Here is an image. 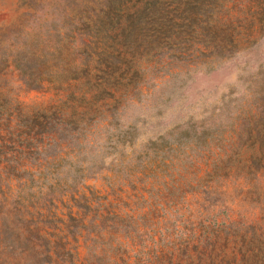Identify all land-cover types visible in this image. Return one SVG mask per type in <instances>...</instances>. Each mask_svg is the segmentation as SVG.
<instances>
[{
  "label": "trees",
  "instance_id": "trees-1",
  "mask_svg": "<svg viewBox=\"0 0 264 264\" xmlns=\"http://www.w3.org/2000/svg\"><path fill=\"white\" fill-rule=\"evenodd\" d=\"M19 3L25 15L38 19L40 14V17L35 26L18 31V36L25 35L26 39L14 44L9 52L3 50L2 58L29 89L69 94L65 103L57 106H32L0 87V213L4 229L27 243L30 253L39 258L36 264H65L57 246L69 255L70 264L86 263L78 262L77 253H72L66 242L59 241L58 245L52 241L45 221L33 223L24 216L18 219L21 207L38 211L46 204H54L58 192L75 195L88 176L125 169L131 159L153 156L156 158L151 162L153 167L166 168L169 175L164 177L175 185L190 181L183 172H187L185 160L191 157L196 173L205 166L204 176L190 175L195 177L191 181L199 186L211 178L205 191L194 193L207 204L215 189L214 178L220 176L226 165L227 151L216 144L219 135H215L224 124L216 121L214 113L200 121L191 116L176 125L169 136L150 139L143 152L137 153L140 127L122 124L123 99L131 91L148 92L140 85L145 65L153 64L157 69L167 63L183 64L187 71L183 73L178 67L167 75L168 79L178 78L197 70L212 72L242 50L253 48L264 35V0H19ZM262 74V83L252 92L251 112L257 116L248 120L243 116L240 123L239 116L244 111L240 109L231 123L233 127H249L251 133L255 130L261 143L264 142ZM181 87H175L163 103L172 100ZM68 98L78 105L63 111ZM230 107L226 101L223 112L229 118ZM100 111L105 112L101 122L97 118ZM93 131V136H89ZM75 140L74 152L88 157H67L69 153L65 150ZM198 147L203 149L197 150ZM85 148H90V152L84 153ZM52 151L58 152L48 155ZM195 151L201 154L199 162L192 157L191 152ZM255 163L258 174L263 176L264 159H253L248 168H255ZM212 206L213 211L209 208L201 211V215L208 213L212 217L203 225L204 234L200 236L208 245H233L231 251L237 255L236 247L248 236L246 229L256 227L258 237L264 238V226L253 219L247 223L250 216H241L219 201ZM218 214L223 215V220ZM16 221L26 224L21 227ZM0 230L3 231L1 226ZM124 264L137 261L130 257Z\"/></svg>",
  "mask_w": 264,
  "mask_h": 264
},
{
  "label": "rangeland",
  "instance_id": "rangeland-1",
  "mask_svg": "<svg viewBox=\"0 0 264 264\" xmlns=\"http://www.w3.org/2000/svg\"><path fill=\"white\" fill-rule=\"evenodd\" d=\"M25 13L19 0H0V87L26 105L57 106L65 103L69 94L63 96L46 89H29L18 72L2 58L3 50L9 52L14 44L26 39L25 35L18 36V31L35 26L40 17L39 14L35 19ZM182 65L173 62L159 65L157 69L153 64L145 65L146 72L140 85L148 92L135 94L131 91L123 99L120 120L126 126L140 127L136 151L142 153L150 139L169 136L176 125L183 124L191 116L200 121L214 113L216 121L224 124L219 132H215L219 135L216 144L227 151V158L224 170L214 178L215 189L210 190L212 194L207 204L194 193L205 191L211 178L198 186L191 181L195 177L190 176H204L205 166L196 173L192 169L191 157L187 158L184 162L187 172L183 175L190 181L172 185V180L164 177L169 175L167 169L154 168L151 162L156 158L144 155L142 159H131L125 169L105 170L88 176L79 193L58 192L54 204H46L38 211L26 210L20 205L22 215L18 219L24 216L33 223L45 221L52 241L58 245H61L59 241L66 242L72 253L78 254V262L86 264H124L130 257L137 264H264V238L258 237L256 227L246 229L248 236L236 247L237 255L231 251L233 245H208L200 239L204 234L203 225L212 220L208 213L201 215V211L206 212V208L213 211L212 204L216 201L235 209L241 216H250V220L245 219L247 223L253 219L264 226V175L258 174L256 163L255 168H248L253 159H264V146H260L264 142L258 141L257 133L255 130L251 133L249 127L231 126L240 109H244L239 116L240 123L243 116L247 120L257 116L251 112V101L252 92L263 79L264 35L253 48L242 50L212 72L197 70L190 76L168 79L167 75L177 71L178 67L183 73L187 71ZM175 87L181 88L164 104ZM68 100L63 111H70L78 105L72 98ZM226 101L231 105V118L223 112ZM97 115L101 122L105 112L100 111ZM93 134L94 131L89 132V136ZM99 137L102 139V133ZM76 142L71 141L65 150L69 153L67 157H88L74 152L72 145ZM200 149L203 148H197ZM57 152H48V155ZM89 152L90 148L84 149V153ZM191 154L199 162V151ZM2 217L1 212L0 264H36L39 258L30 253L24 240L15 239L10 235L11 230L4 229ZM218 218L223 220V215L218 214ZM16 224L26 223L16 221ZM58 247L60 258L70 264L69 255Z\"/></svg>",
  "mask_w": 264,
  "mask_h": 264
}]
</instances>
